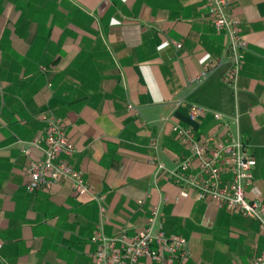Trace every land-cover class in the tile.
Masks as SVG:
<instances>
[{"label":"crops","instance_id":"1","mask_svg":"<svg viewBox=\"0 0 264 264\" xmlns=\"http://www.w3.org/2000/svg\"><path fill=\"white\" fill-rule=\"evenodd\" d=\"M229 12L247 43L236 81L229 36L206 0H0V264H94L96 232L133 237L155 207L154 230L187 239L176 264H247L262 253L257 221L192 190L181 197L159 170L189 155L178 127L225 138L221 114L257 163L248 198L264 202V0H229ZM191 105L209 115L191 120ZM50 116L76 147L85 195L63 181L26 189L41 152L25 156L23 143L43 138Z\"/></svg>","mask_w":264,"mask_h":264},{"label":"built area","instance_id":"2","mask_svg":"<svg viewBox=\"0 0 264 264\" xmlns=\"http://www.w3.org/2000/svg\"><path fill=\"white\" fill-rule=\"evenodd\" d=\"M206 7L216 30L227 32L229 36L228 51L233 57L232 76L236 81L243 64V53L247 49V43L241 35L240 21L230 14L229 0H206ZM176 46L181 47L180 44ZM207 76L208 73L203 72L192 82H200ZM128 109L134 116L140 115L134 105L130 104ZM188 110L191 120L209 115V111L203 107L191 105ZM213 117L220 122L226 133L225 138L212 134L197 137L193 129L178 127L176 135L189 155L180 160L176 171L167 172L163 165H159V170L181 188V197H189L188 190H192L196 192L199 201L216 203L257 221L264 235V202L251 200L247 195L255 181L253 170L256 160L249 153L243 138L233 135L229 122L224 121L221 114L215 113ZM46 122L43 138L23 143L22 153L25 156H31L32 149L41 152V157L29 164L27 191L52 192L54 185L63 181L68 183L77 196L89 193L83 172L71 163L76 147L69 138L63 121L56 116H50ZM235 122L238 123V118ZM159 215V208L155 207L149 227L133 237L125 233L106 237L96 232L91 237V242L96 245L94 264H141L142 260L156 264H176L186 260V238L154 230ZM247 264H264V249L255 260Z\"/></svg>","mask_w":264,"mask_h":264}]
</instances>
